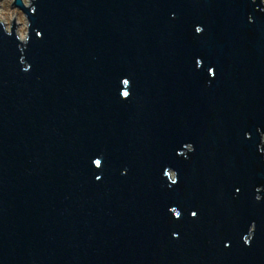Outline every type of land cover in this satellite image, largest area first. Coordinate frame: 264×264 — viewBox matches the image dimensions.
Here are the masks:
<instances>
[{
	"label": "water",
	"instance_id": "95a60500",
	"mask_svg": "<svg viewBox=\"0 0 264 264\" xmlns=\"http://www.w3.org/2000/svg\"><path fill=\"white\" fill-rule=\"evenodd\" d=\"M13 5L0 264H264V2Z\"/></svg>",
	"mask_w": 264,
	"mask_h": 264
},
{
	"label": "rangeland",
	"instance_id": "374dc122",
	"mask_svg": "<svg viewBox=\"0 0 264 264\" xmlns=\"http://www.w3.org/2000/svg\"><path fill=\"white\" fill-rule=\"evenodd\" d=\"M14 0H0V21L7 27L8 30L11 29V25L16 23L17 34L19 38L23 41L27 40L28 33V22L25 15L13 5ZM24 4H30L31 0H23ZM172 174V173H171ZM174 174H172V177Z\"/></svg>",
	"mask_w": 264,
	"mask_h": 264
},
{
	"label": "flooded vegetation",
	"instance_id": "af4514ba",
	"mask_svg": "<svg viewBox=\"0 0 264 264\" xmlns=\"http://www.w3.org/2000/svg\"><path fill=\"white\" fill-rule=\"evenodd\" d=\"M262 2H264V0H262ZM171 173H172V172H171ZM171 173H170V174H171ZM172 174H174V173H172ZM172 174H171V175H172ZM253 230H254V228L251 229V231H250V235H249V236H251ZM248 238H249V237H247L246 239H248Z\"/></svg>",
	"mask_w": 264,
	"mask_h": 264
},
{
	"label": "snow or ice",
	"instance_id": "6c2138e0",
	"mask_svg": "<svg viewBox=\"0 0 264 264\" xmlns=\"http://www.w3.org/2000/svg\"><path fill=\"white\" fill-rule=\"evenodd\" d=\"M125 95H127V93H125ZM193 215H195V213H193Z\"/></svg>",
	"mask_w": 264,
	"mask_h": 264
}]
</instances>
